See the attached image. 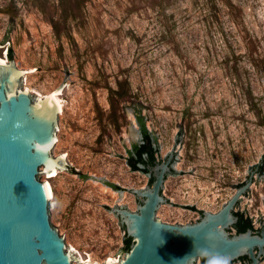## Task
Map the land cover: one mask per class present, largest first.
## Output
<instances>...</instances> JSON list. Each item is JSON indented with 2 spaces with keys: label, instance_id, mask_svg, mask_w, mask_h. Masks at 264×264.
<instances>
[{
  "label": "rangeland",
  "instance_id": "rangeland-1",
  "mask_svg": "<svg viewBox=\"0 0 264 264\" xmlns=\"http://www.w3.org/2000/svg\"><path fill=\"white\" fill-rule=\"evenodd\" d=\"M7 30L18 69H34L22 89L44 97L63 83L65 64L73 72L58 95L64 109L52 152H67L90 177L58 168L40 179L52 185L54 225L81 258L103 263L124 246L126 229L103 203L138 207L135 193L125 189L117 200L119 191L100 176L125 188L149 182L117 156L129 158L126 148L142 139L138 110L161 160L184 120L173 169L185 173L167 175L162 192L169 202L157 210L165 222L200 219L181 205L219 211L239 188L229 184L247 180L249 166L263 157L264 0H0V42ZM9 43L0 45L7 62ZM262 172L254 174L251 197L247 190L234 208H247L255 229L259 209L264 219ZM245 259L229 264H249Z\"/></svg>",
  "mask_w": 264,
  "mask_h": 264
},
{
  "label": "water",
  "instance_id": "water-1",
  "mask_svg": "<svg viewBox=\"0 0 264 264\" xmlns=\"http://www.w3.org/2000/svg\"><path fill=\"white\" fill-rule=\"evenodd\" d=\"M6 42L10 43L4 54L10 61L6 63L0 58V264H90L82 260L71 244H66L65 233L60 234L59 227L54 225L50 187L46 180L40 179L44 172H47V176L55 175L57 168L78 173V176H84V181L90 177L88 173H82L81 169L70 164L67 152L57 157L52 152L58 140L61 113V104L55 93L61 92L70 78L69 74L73 72H69L65 64L66 76L57 89L44 97L32 94L27 88L22 89V83L25 72L34 69H18L14 56L10 58L9 52L13 45L8 30L0 45ZM183 121L177 123L180 129L176 134L175 145L180 140L179 135L184 132ZM140 134L142 136L141 131ZM131 144L133 148L134 143ZM173 149L172 152L168 151L164 160H161L158 152L160 161L150 166V172L138 169L149 176L145 188H125L107 179L106 175L100 176L103 185L119 191L117 200L123 196L125 189L135 193L138 207L132 211L127 204L116 203L114 207L102 204L119 217L118 223L122 232L126 229V234L123 235L124 246L120 247L115 258L109 257L99 264H200L203 258L207 264H229L239 262L244 256L249 257V264H259L264 259V219L260 209L258 218L261 220V228L254 230L249 227L245 231L231 234L230 227L239 220L234 208L240 206L242 195L247 196L249 190L251 197L250 186L255 172L260 170V174H263L264 154L258 163L249 166L250 175H246L247 180L229 184L239 188L219 211L199 210L195 204L181 205L199 211L200 219L197 222L191 219L192 223L176 224L157 217L160 204L169 202V198H165L162 192L167 175L185 173L173 169L174 161L178 160L175 158L178 152ZM126 150L130 156V149ZM117 156L126 158L131 166L130 171L136 170L129 158L121 154ZM42 165L44 170L40 169ZM245 210L248 213L247 208ZM247 217L250 218L249 213ZM127 236L132 237L129 251L125 249ZM123 251L127 252L124 258Z\"/></svg>",
  "mask_w": 264,
  "mask_h": 264
},
{
  "label": "trees",
  "instance_id": "trees-1",
  "mask_svg": "<svg viewBox=\"0 0 264 264\" xmlns=\"http://www.w3.org/2000/svg\"><path fill=\"white\" fill-rule=\"evenodd\" d=\"M9 56L12 59L14 56L13 49H10ZM121 94L122 97L127 96V91H120V90H113V94ZM112 94V95H113ZM137 117L138 121L140 123L141 132H142V139L140 142H136L133 145V148H131L130 156H129V162L132 165L134 169H142L145 171L150 172V166L157 162V153L159 152V147L156 146L155 138L150 131L147 122L145 120L144 115H142L141 110L137 111ZM263 168L261 169V171ZM154 181V176L151 177V182ZM239 215L238 222L234 225L237 228V232L245 231L249 227L254 228V224L251 218L246 217L244 213L236 212ZM132 243V237L127 236L126 237V244L125 249L127 251L130 250ZM248 256H244L241 258H246ZM200 264H207V261L205 258L202 259V263Z\"/></svg>",
  "mask_w": 264,
  "mask_h": 264
},
{
  "label": "bare ground",
  "instance_id": "bare-ground-1",
  "mask_svg": "<svg viewBox=\"0 0 264 264\" xmlns=\"http://www.w3.org/2000/svg\"><path fill=\"white\" fill-rule=\"evenodd\" d=\"M2 60H5V62L7 63V59H5V58H3V57H0ZM28 89V88H27ZM29 91V90H28ZM60 93H55V97L57 98V100L59 101V103L61 104V112L63 111V109H64V104H63V102H62V100L59 98V95ZM55 172H56V174H58L59 172H58V168L55 170ZM55 174V175H56ZM50 176H54V175H50ZM48 182V184H49V187H50V191H51V194H53V189H52V185H51V183H50V181H47ZM112 259H113V257H112ZM82 260H84V261H87V262H89L90 264H95V262L94 261H92L91 260V258L90 259H85V258H82ZM115 262H117V260H115ZM99 264V263H98Z\"/></svg>",
  "mask_w": 264,
  "mask_h": 264
}]
</instances>
